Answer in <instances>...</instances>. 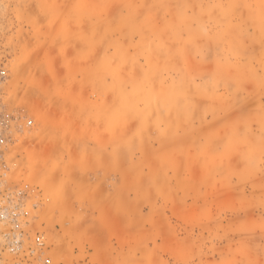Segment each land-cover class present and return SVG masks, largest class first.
Segmentation results:
<instances>
[{
    "label": "rangeland",
    "instance_id": "1",
    "mask_svg": "<svg viewBox=\"0 0 264 264\" xmlns=\"http://www.w3.org/2000/svg\"><path fill=\"white\" fill-rule=\"evenodd\" d=\"M0 138L39 264H264V0H0Z\"/></svg>",
    "mask_w": 264,
    "mask_h": 264
},
{
    "label": "built area",
    "instance_id": "2",
    "mask_svg": "<svg viewBox=\"0 0 264 264\" xmlns=\"http://www.w3.org/2000/svg\"><path fill=\"white\" fill-rule=\"evenodd\" d=\"M3 139L0 138V142ZM32 203L29 187L15 183L0 164V264H39L46 249L44 233L30 228L29 208Z\"/></svg>",
    "mask_w": 264,
    "mask_h": 264
}]
</instances>
